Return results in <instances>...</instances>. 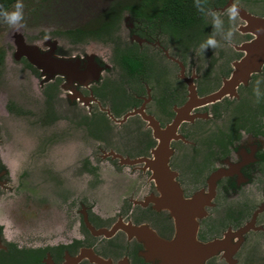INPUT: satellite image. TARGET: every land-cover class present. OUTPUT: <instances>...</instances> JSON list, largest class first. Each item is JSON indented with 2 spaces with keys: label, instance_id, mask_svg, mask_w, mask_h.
I'll use <instances>...</instances> for the list:
<instances>
[{
  "label": "flooded vegetation",
  "instance_id": "obj_1",
  "mask_svg": "<svg viewBox=\"0 0 264 264\" xmlns=\"http://www.w3.org/2000/svg\"><path fill=\"white\" fill-rule=\"evenodd\" d=\"M139 1L121 5L137 7ZM209 1V9L218 11L228 0H222L221 5ZM247 5L242 9L264 17L263 2L251 0ZM127 20L128 29L124 30ZM147 26L124 10L115 25L119 52L111 51L109 59L95 56L91 61L52 49L51 59L69 60L75 66L68 78L36 68L22 58L24 69L37 84L39 108L34 113L18 106L13 97L0 105V264H96L91 257L104 264L160 263L154 249L124 230L127 224L145 226L165 241L171 240L174 232L169 213L157 208L160 192L148 163L156 139L141 115L164 128L172 120L174 108L187 100L184 79L189 77L198 97L217 91L231 73L232 63L243 55L237 47L252 36L241 32L243 22L235 26L228 19L224 30L234 27L233 43L217 38L221 46L213 49L214 53L211 49L203 52L208 57L206 69L200 71L192 65L187 72L186 43L177 45L162 35L164 44L161 35L147 33ZM145 46L158 51L147 52ZM126 47L136 51L139 72L129 73L120 62ZM50 49L37 50L40 55ZM2 58L0 53V67ZM90 65L98 68L94 79ZM101 71L104 77H100ZM257 80L264 93V64L245 85L235 88V96L194 108L190 114L198 116L180 123L177 137L169 142L167 167L184 199L206 193L210 176L220 172L212 182L213 195L203 207V216L195 219L196 241L215 245L196 264H264V97L256 102L253 89ZM241 100L248 105L237 106ZM133 110L135 114L123 118ZM60 123L65 126L60 128ZM26 128L29 140L25 139ZM31 129L36 130L37 138ZM72 131L93 144V150L73 165L87 177L88 189L100 183L101 161H109L118 172L126 166L144 176V180L137 176V186L120 210L104 214L90 205L88 190L74 193L60 189L68 187L64 174L43 156L52 152L49 144L56 142L60 147L61 140L72 138ZM18 133L25 140L17 142L21 138ZM53 188H57L55 192Z\"/></svg>",
  "mask_w": 264,
  "mask_h": 264
},
{
  "label": "rangeland",
  "instance_id": "obj_2",
  "mask_svg": "<svg viewBox=\"0 0 264 264\" xmlns=\"http://www.w3.org/2000/svg\"><path fill=\"white\" fill-rule=\"evenodd\" d=\"M115 2H118L119 4L126 2L133 3V0H23L25 5V27L17 30L0 22V53L3 54L2 66L0 67V105L3 104L5 99L13 97V99H15L14 101H17L19 104L18 106H23V108L25 107L31 111L33 110L34 113L39 108V95L37 94L36 88L37 84L32 81L31 77L28 75V71L24 69L22 58L25 56L20 54L18 57L15 56L16 51L19 49L18 45H26L31 48L45 50L51 48L60 54L85 56L86 59L91 61L95 56L110 57L111 51L114 52L113 47L115 48L118 43L117 33L120 23L117 31L112 33V36L110 37L112 42L110 43L88 40L84 43L72 45L62 33L74 28H83L84 25V28H87L92 22L99 20L100 15L103 14L106 8ZM249 2H251V0H248V3ZM258 2L264 3V0H258ZM15 3L10 6L8 9L9 11L12 10ZM247 4H244L243 0H228L227 5L224 8L218 11L215 10V12L222 14L221 18L227 26V10L233 5L242 9V6ZM242 10L245 11L244 9ZM245 12L249 14L248 11ZM206 21L212 25L211 16L206 15ZM241 21V19L236 18L233 22H235L236 26L243 22ZM129 22V20L125 21L124 30L128 29ZM86 24L88 25L86 26ZM214 32V28H211L209 34L198 35L196 37L197 42L195 46L191 47V43L187 41L184 42L188 46V57L185 58L187 72L191 70L189 66L192 65H195L200 71L206 69L208 57H205L200 49V45L207 40L211 33L213 35ZM215 38H220V40L223 38L224 40L223 30L220 34H216ZM161 40L165 44L166 39L164 36H161ZM169 46L171 47V45ZM171 48L172 49H170L169 52L173 50V47ZM144 49H146L147 52L158 51L152 46H147ZM209 49H211L212 53L215 52L213 48ZM91 74L94 79V77L97 76L98 71L96 75L94 72H91ZM104 75L105 73L101 71L100 77H104ZM30 80L31 83H33L32 88H30ZM59 125L60 128L65 126L64 123H60ZM71 127L72 125L68 124V129ZM31 130L33 136L37 138L36 130ZM26 132L28 135H25V139H31L27 128ZM72 133V138H65L64 141H60L62 142L60 147L59 145H56V142L49 144L47 146L48 149L53 150L52 152L50 150L48 154H44L43 156L47 163L54 164L60 169V173L64 174V184L68 187H60V189L67 190L68 192L72 191L74 193H80L82 190L85 192L88 190L90 193V201L88 202L90 205H93L96 210H99L104 214H111L120 210L125 205L126 197L130 194L132 188L134 189V186H137V176H140L141 180H144V176L126 166L119 167L122 171L118 172L116 166L110 164L109 161H101L103 168L100 175V183L91 189H88V186L86 185L87 177L81 176V173L73 169V165L76 160L84 157L93 150V144L87 140L77 138L80 136L76 135L78 131H72ZM17 138H19L16 139L17 142L25 140L19 133ZM67 139L75 141H68ZM44 187H47V185H44ZM56 189L57 188H53V191L55 192ZM48 191L51 192L49 188ZM111 194L113 196H110Z\"/></svg>",
  "mask_w": 264,
  "mask_h": 264
},
{
  "label": "water",
  "instance_id": "obj_3",
  "mask_svg": "<svg viewBox=\"0 0 264 264\" xmlns=\"http://www.w3.org/2000/svg\"><path fill=\"white\" fill-rule=\"evenodd\" d=\"M238 17L244 22L243 28L240 29L241 32L248 33L252 39L237 47L236 50L241 51L243 55L232 63L231 73L222 81L220 88L215 92L198 97L191 82L192 79L189 77L184 79L187 87V100L182 106L174 108V116L164 128H160L151 117L141 115L156 139V146L151 151V159L148 163L154 176L156 188L160 192V198L158 201L156 200L157 208L164 209L169 213L173 221L174 232L171 240L165 241L158 238L145 226L134 227L127 224L124 230L127 236L135 235L142 238L145 247L154 249L159 255V264H196L201 262L207 253L212 252V247L215 245L213 242L199 244L196 241L195 219L203 216V207L208 206L213 195L212 182L220 176V172L210 176L206 193L198 192L190 199H184L177 184L173 181L174 173L170 172L167 167L170 155L168 146L169 142L177 137L178 125L198 116L190 114L194 108L213 104L224 96H235V88L239 84L245 85L249 76L264 64V17L252 16L242 9H239ZM18 48L19 54L25 56L27 61L36 68L46 72H58L66 75L67 78L71 75L69 70L72 69L73 64L71 65L69 60L51 59L52 49L48 54L39 55L36 48L26 45H18ZM97 71L98 68L93 69L90 66L89 72H94L96 75ZM135 113L136 110L130 111L123 118ZM144 161L146 162V160ZM91 260L96 264H104L102 260L94 257H91Z\"/></svg>",
  "mask_w": 264,
  "mask_h": 264
},
{
  "label": "trees",
  "instance_id": "obj_4",
  "mask_svg": "<svg viewBox=\"0 0 264 264\" xmlns=\"http://www.w3.org/2000/svg\"><path fill=\"white\" fill-rule=\"evenodd\" d=\"M16 0H0V7L9 9ZM210 1L206 0V8H211ZM222 0H215L214 5H221ZM126 11L130 17L141 19L147 33H153L158 36L167 35L171 42L179 43L189 42L191 47L196 45L198 35H207L210 26L206 23L205 14L199 12L195 7V0H140L137 7L123 6L118 2L111 4L108 9L100 15L99 20L92 22L87 28H74L66 30L62 35L72 44L84 43L88 40H97L110 43V37L115 32V25L120 19V14ZM226 26V24H224ZM210 36V35H209ZM117 45V44H116ZM115 46V45H114ZM114 52H119L117 47H113ZM126 54L120 57V62L129 73L139 72L141 63L134 56L136 52L132 47L123 50ZM27 66L31 68L28 64ZM198 89V93H201ZM247 101L241 100L237 106H246ZM195 129V128H194ZM231 131V128H229ZM196 131V129H195ZM218 133H221L217 130Z\"/></svg>",
  "mask_w": 264,
  "mask_h": 264
},
{
  "label": "clouds",
  "instance_id": "obj_5",
  "mask_svg": "<svg viewBox=\"0 0 264 264\" xmlns=\"http://www.w3.org/2000/svg\"><path fill=\"white\" fill-rule=\"evenodd\" d=\"M195 7L197 10L205 15L211 16L212 25L215 30L213 35H210L205 42L200 45L202 52H205L209 48H217L221 45L217 41L216 34H220L223 30L224 39L228 42L229 45L233 43V37L235 35L234 27H229L225 32L224 30V20L221 18L222 14L215 12L209 8H206V0H195ZM25 5L23 0H16V3L13 5L11 11L0 7V22L7 24L9 27L19 30L26 26L25 24V15H24ZM227 15L229 22L235 21L239 15V9L233 5L227 10ZM259 31V30H258ZM261 81H256V86L253 89V95L256 98V102L259 103L261 98L264 97V93L261 92Z\"/></svg>",
  "mask_w": 264,
  "mask_h": 264
}]
</instances>
